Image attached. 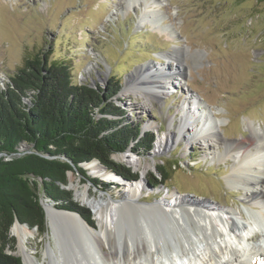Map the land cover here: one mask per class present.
Here are the masks:
<instances>
[{
  "label": "rangeland",
  "instance_id": "obj_1",
  "mask_svg": "<svg viewBox=\"0 0 264 264\" xmlns=\"http://www.w3.org/2000/svg\"><path fill=\"white\" fill-rule=\"evenodd\" d=\"M130 3L128 0H0L1 88L26 59L49 50L51 61L70 64L78 84L104 88L111 77L118 79L121 88L111 104L123 112L125 124L140 126L141 137L148 132L153 134L150 151L135 147L134 142L124 153L111 156L115 163L140 175L135 182L118 177L93 160L119 182L131 185L143 182L144 186L140 196L130 204L132 208L121 203L109 241L100 236L106 252L109 246L121 248L124 239L137 236L139 220L154 229L156 237L165 238V248L173 247L174 237L170 236L166 220L138 216L141 212L134 207L152 206L159 201L166 204L177 197L230 210L248 222L247 214L252 209L260 210L245 200L246 190L227 185L225 179L232 169V160L222 161L217 159L219 153L215 150H204L191 126L183 127L186 133L183 137L178 127L180 108L183 103L190 106L188 103L195 98L216 120H228L220 126L226 142L248 137L249 123L257 130L259 126L264 128V0H131ZM145 7L158 12L157 27L141 21ZM158 27L165 28L169 34ZM175 48L187 52L184 80L179 83L168 76L173 85L171 91H160L162 96L149 104L144 91L147 85L135 76L149 66L164 65L167 72L177 67L163 59ZM192 53L199 54L197 59ZM128 87L129 91H125ZM168 133L172 142L166 148L163 142L159 150V140ZM219 150L222 152L223 147ZM28 151L27 146L20 147L21 153ZM124 154L149 164L146 174L126 164L121 158ZM84 164L87 163L79 167L98 186L86 182L77 172H69L66 190L73 205L88 211L90 225L78 211L57 207L48 199H42L41 203L50 204L55 212L77 214L86 226L98 230L94 211L82 203L79 194L87 190L90 199L120 202L124 190L119 182L94 178L83 168ZM157 165H162L170 178L164 186L150 187L146 177ZM45 218L44 234L29 229L34 236L27 241L25 249L33 264H77L82 258L89 261L97 251L89 236L73 223L55 217L51 229ZM256 231L252 242L263 244V230ZM10 236L16 246L8 253L23 262L17 238L11 232ZM259 253L261 257L248 258V264H264V250L260 249Z\"/></svg>",
  "mask_w": 264,
  "mask_h": 264
},
{
  "label": "trees",
  "instance_id": "obj_2",
  "mask_svg": "<svg viewBox=\"0 0 264 264\" xmlns=\"http://www.w3.org/2000/svg\"><path fill=\"white\" fill-rule=\"evenodd\" d=\"M50 51L26 59L0 87V264H23L9 254L16 242L10 236L15 220L40 235L46 231L42 199L63 209L78 211L89 224V213L71 202L67 174L98 161L118 177L135 182L139 174L111 160L136 142L145 152L153 134L140 136L139 125L123 122V112L111 104L120 81L111 77L104 88L78 84L67 62L50 60ZM29 148L21 153L20 147ZM170 178L162 165L146 177L150 187L164 186ZM60 205V206H59ZM91 224V223H90ZM89 224V225H90Z\"/></svg>",
  "mask_w": 264,
  "mask_h": 264
},
{
  "label": "bare ground",
  "instance_id": "obj_3",
  "mask_svg": "<svg viewBox=\"0 0 264 264\" xmlns=\"http://www.w3.org/2000/svg\"><path fill=\"white\" fill-rule=\"evenodd\" d=\"M130 1L128 0V5L131 4ZM145 10L146 12L141 15V21L157 27L158 12L147 9V7ZM159 31L168 33L165 28H159ZM185 54H187L185 49L175 48L163 56L168 63L172 61L177 66L172 70L168 69L169 72L164 65L149 66L145 71L143 70L144 72H137L136 80L147 85L144 89L147 96L145 97L146 102L151 104V101L158 100L159 96H162L160 91L166 93L171 91L173 85L168 76L176 78L179 83L184 80L183 70L187 57ZM197 56L199 54L194 56L195 59ZM188 104L190 106L183 103L179 110L181 112L179 135L183 137L186 134L182 130L185 125L191 126L194 135L199 137V145L204 150H215V153H219L217 159L222 161L232 160V169L225 179L227 185L246 190L245 200L260 210L252 209L247 214L248 222L235 216L230 210L177 197H174L173 202L166 204L159 201L152 206L134 207L141 212L138 216L157 217L159 221L166 220L170 236L174 237L173 247L165 248V238L156 237V231L150 228L145 221L139 220L137 236L133 239H124L122 249L109 246L106 252L102 248L100 236L107 242L109 241L120 206L124 204L126 208H132L130 204H133V201L140 196L144 186L143 182L134 185L119 182L114 175L106 173L93 161L83 165L91 176L98 177L104 182H119L124 190L120 202L111 199H90L87 196V190L79 194L78 197L81 198L82 203L94 211L98 219V230H92L86 226L77 214L55 212L50 204H43L51 229L53 220L57 217L73 223L94 243L97 251L92 254L90 260L79 258L80 261L77 264H248V258L261 257L259 250H264V128L259 126L257 130L249 123L247 128L250 135L248 137L226 142L221 135L223 133L220 126L226 125L228 120L224 118L220 121L216 120L213 113L195 98L191 99ZM212 117L215 119L213 120ZM187 140H193V138L187 137ZM163 142L166 148L172 142L171 134H165L159 140V150ZM221 147H223L222 152L219 150ZM121 158L126 164L135 167L138 171L141 170L142 175H145L150 168L149 164H142L138 158L128 154H124ZM122 202L124 203L121 204ZM255 230L258 232L263 230V244L257 245L252 242L256 238ZM10 232L17 238L18 250L23 257L24 264H33L25 245L34 236V232L17 223L13 224Z\"/></svg>",
  "mask_w": 264,
  "mask_h": 264
},
{
  "label": "water",
  "instance_id": "obj_4",
  "mask_svg": "<svg viewBox=\"0 0 264 264\" xmlns=\"http://www.w3.org/2000/svg\"><path fill=\"white\" fill-rule=\"evenodd\" d=\"M0 157H1V155H0ZM95 161V160H94ZM97 163H98V161H96ZM43 209H44V212H45V217H46V211H45V208L43 207ZM15 223H17V224H19V225H21L17 220H15V222H14V224ZM25 226V225H24ZM27 227V226H26ZM34 230V229H33ZM22 260V259H21ZM23 263V262H22Z\"/></svg>",
  "mask_w": 264,
  "mask_h": 264
}]
</instances>
